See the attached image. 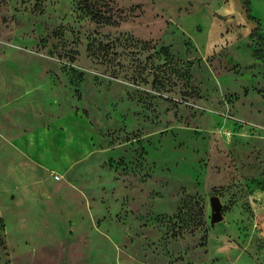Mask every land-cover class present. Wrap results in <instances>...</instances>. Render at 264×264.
Returning <instances> with one entry per match:
<instances>
[{
  "label": "rangeland",
  "instance_id": "rangeland-1",
  "mask_svg": "<svg viewBox=\"0 0 264 264\" xmlns=\"http://www.w3.org/2000/svg\"><path fill=\"white\" fill-rule=\"evenodd\" d=\"M257 28L264 0H0V264H264Z\"/></svg>",
  "mask_w": 264,
  "mask_h": 264
},
{
  "label": "water",
  "instance_id": "water-1",
  "mask_svg": "<svg viewBox=\"0 0 264 264\" xmlns=\"http://www.w3.org/2000/svg\"><path fill=\"white\" fill-rule=\"evenodd\" d=\"M210 208H211V216L210 222L217 223L223 219L222 214V203L217 195H212L209 198Z\"/></svg>",
  "mask_w": 264,
  "mask_h": 264
},
{
  "label": "trees",
  "instance_id": "trees-1",
  "mask_svg": "<svg viewBox=\"0 0 264 264\" xmlns=\"http://www.w3.org/2000/svg\"><path fill=\"white\" fill-rule=\"evenodd\" d=\"M254 35H256L260 42L262 43V37L260 36L259 32H258V28L256 29V31L253 32ZM264 44V43H262ZM172 67V61H165L163 64L158 65L156 68V76L155 77H164V75L167 73L168 69ZM158 79V78H157ZM160 80V79H158Z\"/></svg>",
  "mask_w": 264,
  "mask_h": 264
}]
</instances>
